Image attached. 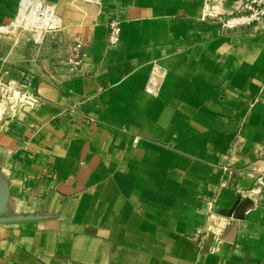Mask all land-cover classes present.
I'll list each match as a JSON object with an SVG mask.
<instances>
[{"label":"crops","instance_id":"0c3cea01","mask_svg":"<svg viewBox=\"0 0 264 264\" xmlns=\"http://www.w3.org/2000/svg\"><path fill=\"white\" fill-rule=\"evenodd\" d=\"M45 1L58 31L0 40L25 93L0 105V264H264V26L223 30L203 0Z\"/></svg>","mask_w":264,"mask_h":264},{"label":"built area","instance_id":"2783aa9c","mask_svg":"<svg viewBox=\"0 0 264 264\" xmlns=\"http://www.w3.org/2000/svg\"><path fill=\"white\" fill-rule=\"evenodd\" d=\"M83 3L98 4L99 0H79ZM208 10L205 17L216 20L223 30H237L264 26V0H203ZM61 17L56 11L55 4L45 0H19L14 15L5 23L0 24V40L11 31H30V40L35 45H41L45 36L58 31ZM121 38V25L117 19H110L107 23L106 41L115 45ZM82 50L80 43L70 45L64 64L69 72L78 69L81 62ZM24 91L17 79L10 77L7 70L0 69V105L23 104ZM228 169V167H224ZM254 184L264 185V175H257Z\"/></svg>","mask_w":264,"mask_h":264},{"label":"rangeland","instance_id":"374dc122","mask_svg":"<svg viewBox=\"0 0 264 264\" xmlns=\"http://www.w3.org/2000/svg\"><path fill=\"white\" fill-rule=\"evenodd\" d=\"M25 35H26V37H25ZM29 37H30V31L29 30H24V31H11V32H8L1 39H3V38L9 39L13 44H15V47L17 45H20L23 41H26L30 45L34 46L35 44L32 43V41L30 40ZM35 46H37V45H35ZM64 68L67 69L68 66L64 65Z\"/></svg>","mask_w":264,"mask_h":264}]
</instances>
